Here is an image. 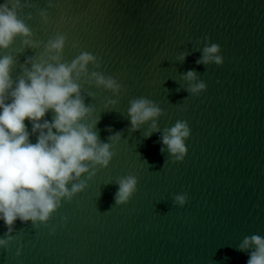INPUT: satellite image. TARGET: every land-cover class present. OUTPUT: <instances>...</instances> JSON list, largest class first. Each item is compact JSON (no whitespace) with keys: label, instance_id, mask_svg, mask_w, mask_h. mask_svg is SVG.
I'll return each instance as SVG.
<instances>
[{"label":"water","instance_id":"water-1","mask_svg":"<svg viewBox=\"0 0 264 264\" xmlns=\"http://www.w3.org/2000/svg\"><path fill=\"white\" fill-rule=\"evenodd\" d=\"M53 3L32 0L21 10L38 46L17 37L0 51L15 61L11 78L31 69L29 57L39 61L50 38L64 35L61 62L81 52L96 57L76 80L93 109L84 122L96 121L100 143L111 144L116 133L120 140L108 167H90L73 181L87 187L62 200L47 224L15 221L0 264H247L255 246L241 250L245 238L264 237V0ZM46 8L45 23L38 13ZM213 44L222 63H197ZM189 71L194 81L184 79ZM92 72L115 79L120 92L97 87ZM201 82L205 90L193 94L190 86ZM139 98L161 109L155 130L152 120L132 130L128 109ZM177 121L190 129L179 162L162 143ZM129 175L138 178L137 191L118 205V180ZM177 195L187 196L184 206ZM7 234L0 221V238Z\"/></svg>","mask_w":264,"mask_h":264},{"label":"clouds","instance_id":"clouds-1","mask_svg":"<svg viewBox=\"0 0 264 264\" xmlns=\"http://www.w3.org/2000/svg\"><path fill=\"white\" fill-rule=\"evenodd\" d=\"M54 6L53 0H48V8ZM25 7H32V0L0 3V51L8 49L17 37L26 47L38 46L20 15ZM48 8L38 13L45 23L49 18ZM27 19H32L31 14ZM65 44L66 37L60 33L50 38L39 61L29 57L26 63L31 64V69L25 68L16 81L11 78L15 64L13 57L0 55V221L8 229L6 238H0V248H7L12 241L11 233L17 219L31 221L33 225L47 224L61 207L62 200L70 202L87 187L83 181H73L80 180L90 167H108L115 155L113 144L120 140V134L116 133L110 137L111 144H102L93 131L96 121L84 122L91 117L93 109L85 105L76 80L81 74L88 75V65L95 64L96 57L81 52L71 63H63ZM219 50L216 44L206 47L202 60L197 63L213 60L222 63V57L216 55ZM91 79L97 87L114 94L121 90L115 79L102 73L92 72ZM184 79L194 81L196 74L189 71ZM205 88L204 83H195L190 86V91L198 94ZM49 111L54 113L52 119H44ZM128 114L132 130L149 120L153 121L155 130V120L161 115V109L152 101L139 98L130 102ZM26 119L31 124V133ZM30 135H36V143L31 142ZM189 136L190 129L183 121H177L163 136L162 143L168 146L175 162L184 160L187 154L185 140ZM137 184L138 178L134 175L120 178L114 196L116 203H127L137 191ZM175 201L184 206L187 196L177 195ZM250 245L255 246V251L249 254L247 264H264V237H246L240 249ZM16 255H20V248Z\"/></svg>","mask_w":264,"mask_h":264}]
</instances>
